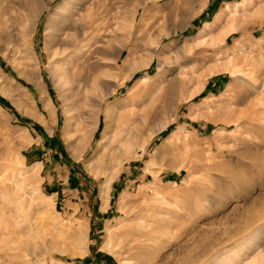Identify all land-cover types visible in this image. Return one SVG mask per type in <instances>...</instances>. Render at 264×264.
Segmentation results:
<instances>
[{"label":"rangeland","instance_id":"rangeland-1","mask_svg":"<svg viewBox=\"0 0 264 264\" xmlns=\"http://www.w3.org/2000/svg\"><path fill=\"white\" fill-rule=\"evenodd\" d=\"M33 1L0 0V264H131L136 225L149 264L264 256V0Z\"/></svg>","mask_w":264,"mask_h":264},{"label":"bare ground","instance_id":"bare-ground-1","mask_svg":"<svg viewBox=\"0 0 264 264\" xmlns=\"http://www.w3.org/2000/svg\"><path fill=\"white\" fill-rule=\"evenodd\" d=\"M79 1V0H78ZM81 1V0H80ZM85 1V0H84ZM246 1H250V0H245V2ZM65 3V2H64ZM64 3L63 4H61L58 8H56V10H55V15H53V17H51L49 20V26L48 27H52L51 26V23L54 21V16H56V17H60V16H62V15H60L62 12H63V9L65 8V6H64ZM80 4V3H79ZM90 8V7H89ZM39 9V7H38V3H37V1L35 0V2L33 1V4L29 7V10L30 11H37ZM87 10V9H86ZM90 10H92V9H90ZM66 11V10H65ZM72 11V13H73V11H74V9L73 10H71ZM87 12H89V11H87ZM66 13L68 14V15H70V11L69 12H67L66 11ZM92 13H94V12H91V14ZM67 14H65V15H63V16H67ZM88 14H90V13H88ZM87 14V17H89V15ZM85 15V14H84ZM74 16V15H73ZM92 16H93V14H92ZM62 18V17H61ZM72 18V17H71ZM65 19H67V18H65ZM82 19H84V18H82ZM85 19H88V18H86L85 17ZM84 19V20H85ZM93 19V18H92ZM92 19H89V21H91ZM59 20L60 21H62V23H64V19H60L59 18ZM70 20V19H69ZM73 20V19H72ZM59 21V22H60ZM75 21H77V20H75ZM67 22V21H66ZM65 22V23H66ZM62 23H61V25H62ZM76 23V22H75ZM79 24H80V21L78 22ZM81 23H83L82 22V20H81ZM23 25V24H22ZM92 25V24H91ZM74 27L72 26V27H67V29H73ZM79 29H84V27H78V28H75V30H74V34H75V36H76V38H78V36H79ZM47 31V30H46ZM45 31V32H46ZM49 31V30H48ZM83 31V30H82ZM66 32V31H65ZM84 34V32L82 33V35ZM26 35V34H25ZM51 35V34H50ZM47 36V35H46ZM74 36V35H73ZM73 36L71 37V39H73ZM61 37V36H60ZM48 38H49V36H48ZM47 38V39H48ZM75 38V39H76ZM60 39V38H59ZM67 39H68V37H67ZM67 41V40H66ZM68 42V41H67ZM86 43V42H85ZM87 46V45H86ZM83 47V46H82ZM77 48V47H76ZM80 49V48H79ZM118 49H116V48H112V51H114V52H116ZM57 51V50H56ZM119 51V50H118ZM59 54H62V53H59ZM56 55V54H55ZM77 55V54H76ZM53 56V55H52ZM60 59V58H59ZM62 59V58H61ZM63 60V59H62ZM61 61V60H60ZM58 62V61H57ZM59 64V63H58ZM61 65V64H60ZM128 66V65H127ZM127 66H125V67H127ZM133 66H135V65H133ZM60 69H61V67H60ZM60 69H58V71L60 70ZM129 69V68H128ZM63 70V69H62ZM62 70H60L61 71V73H63L62 72ZM59 71V72H60ZM64 75V74H63ZM168 91H170L169 89H168ZM172 91L174 92L175 91V89L173 88L172 89ZM171 93V95H172V92H169V94ZM175 93V92H174ZM169 94H167V95H169ZM171 95H169V96H171ZM170 99H171V97H170ZM46 104V103H45ZM162 127H164V126H162ZM65 130H68V129H66L65 128ZM76 130V129H75ZM65 132V131H64ZM67 132V131H66ZM69 132H70V130H69ZM76 133H77V130L75 131ZM130 133V132H129ZM85 137H86V135H85ZM131 137V136H130ZM87 138V137H86ZM89 139V138H88ZM84 140H86V139H84ZM83 140V141H84ZM103 141V140H102ZM102 141L100 140L99 141V144H98V150H97V152H96V154H95V156L96 155H99L98 153H99V150L100 149H102V147H104V143H102ZM84 143V142H83ZM82 144V143H81ZM80 148V147H79ZM84 148V147H83ZM81 149V148H80ZM76 153H74V157H76V155H75ZM78 155H79V153H77ZM100 156V155H99ZM93 157V156H92ZM100 158V160H103L102 159V156L101 157H99ZM99 160V162H101ZM97 162H98V160H96ZM98 162V163H99ZM154 162V161H153ZM93 163V162H92ZM95 163V162H94ZM97 163V164H98ZM92 165V164H91ZM36 166V165H35ZM88 167V166H87ZM93 165H92V169H93ZM90 168V169H91ZM31 169H32V167H31ZM33 170H34V168H33ZM42 209V208H41ZM140 217V216H139ZM142 217V216H141ZM142 219V218H141ZM146 219V218H145ZM143 220V219H142ZM135 225V224H134ZM133 226V225H132ZM140 226V225H139ZM142 226V225H141ZM127 231V230H126ZM125 231V232H126ZM143 231V232H142ZM138 230L137 229V225L136 226H133V227H131L130 229H128V231L125 233V234H123L122 236H120V238H118V239H116L114 242H116L114 245L115 246H117V248H119L116 252V255H117V258L120 260V261H123V262H126V263H135L136 261L137 262H139L140 264H149L150 262V260H148L147 259V252H148V249L147 250H144L143 248V245H142V242L143 241H141L142 240V237H144L145 236V233H146V237H148V238H151L150 236V233H148V235H147V232H145L144 233V229L143 230ZM152 232V231H151ZM264 233V232H263ZM253 237L256 239V240H259V239H262V237L260 236V234L258 235V233L257 234H255V235H253ZM109 238V237H108ZM117 238V237H116ZM145 238V237H144ZM253 239V238H252ZM110 240V239H109ZM111 241V240H110ZM104 242V241H103ZM107 242H109L108 240H107ZM145 242V241H144ZM143 242V243H144ZM260 242V241H259ZM259 242L258 241H256V243L257 244H259ZM104 245H106V241H105V243H103ZM108 245V244H107ZM113 245V246H114ZM14 247V246H13ZM80 247V246H79ZM1 249H3V248H1ZM4 250V249H3ZM6 250V249H5ZM8 250V249H7ZM145 251H147V252H145ZM11 252V251H10ZM82 252V251H81ZM262 253V252H261ZM261 253H259V254H257L256 256H252V257H248L247 259V261H245L246 260V258H244V259H241L240 261H239V264H264V256L261 254ZM2 254H3V252H2ZM5 254H8V251H7V253H5ZM2 256V255H1ZM3 256H4V254H3ZM150 256V255H149ZM6 257V256H5ZM3 258V257H2ZM4 259V258H3ZM154 260V259H153ZM153 262V261H152Z\"/></svg>","mask_w":264,"mask_h":264},{"label":"trees","instance_id":"trees-1","mask_svg":"<svg viewBox=\"0 0 264 264\" xmlns=\"http://www.w3.org/2000/svg\"><path fill=\"white\" fill-rule=\"evenodd\" d=\"M0 102H2V100L0 99Z\"/></svg>","mask_w":264,"mask_h":264}]
</instances>
